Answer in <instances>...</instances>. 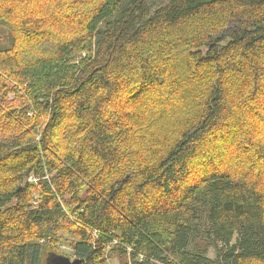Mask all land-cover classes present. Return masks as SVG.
<instances>
[{
    "label": "trees",
    "instance_id": "obj_1",
    "mask_svg": "<svg viewBox=\"0 0 264 264\" xmlns=\"http://www.w3.org/2000/svg\"><path fill=\"white\" fill-rule=\"evenodd\" d=\"M1 25L0 264H264V0H0Z\"/></svg>",
    "mask_w": 264,
    "mask_h": 264
},
{
    "label": "rangeland",
    "instance_id": "obj_2",
    "mask_svg": "<svg viewBox=\"0 0 264 264\" xmlns=\"http://www.w3.org/2000/svg\"><path fill=\"white\" fill-rule=\"evenodd\" d=\"M9 33H10V31H9V29L7 28V26H5V25H1V26H0V45L6 44V43L9 42V41H8V39H9V37H10V34H9ZM11 97H13V95H11ZM60 248H61L62 251L68 253L69 255H70L71 252H72V248L70 247L69 243L66 242V241H65L64 243H62V245H61ZM209 255H210L211 257H215V251H214L213 248L210 250ZM69 257H71V256H69ZM71 258H72V257H71ZM108 264H121V263H120L118 257H113V258H111V259L108 261Z\"/></svg>",
    "mask_w": 264,
    "mask_h": 264
},
{
    "label": "water",
    "instance_id": "obj_3",
    "mask_svg": "<svg viewBox=\"0 0 264 264\" xmlns=\"http://www.w3.org/2000/svg\"><path fill=\"white\" fill-rule=\"evenodd\" d=\"M82 263V259H70L68 257L62 256L60 258L57 259L56 264H81Z\"/></svg>",
    "mask_w": 264,
    "mask_h": 264
}]
</instances>
